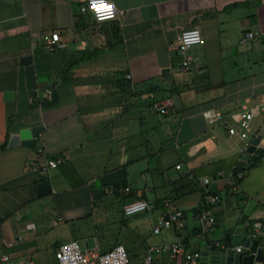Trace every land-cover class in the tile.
Listing matches in <instances>:
<instances>
[{"label": "crops", "instance_id": "crops-1", "mask_svg": "<svg viewBox=\"0 0 264 264\" xmlns=\"http://www.w3.org/2000/svg\"><path fill=\"white\" fill-rule=\"evenodd\" d=\"M113 1L122 13L98 21L83 10L86 0H0V264H36L35 242L49 219L53 228L93 219L103 230L99 247L124 244L125 231L124 245L144 250L134 263L163 241L202 251L250 237L264 250V153L237 182L246 141L230 140L204 115H237L247 105L255 113L249 138L264 139V0ZM191 27L203 43L184 69L176 41ZM53 32L63 46L47 44ZM169 98L162 114L155 103ZM36 125L44 126L36 149L8 145L11 133ZM205 178L219 197L206 239L196 212ZM43 180L52 188L39 195ZM138 199L151 208L126 216L124 205ZM174 209L185 212V228L155 234ZM62 243L51 239L55 259Z\"/></svg>", "mask_w": 264, "mask_h": 264}, {"label": "built area", "instance_id": "built-area-1", "mask_svg": "<svg viewBox=\"0 0 264 264\" xmlns=\"http://www.w3.org/2000/svg\"><path fill=\"white\" fill-rule=\"evenodd\" d=\"M93 0H86V4L83 10L90 11L98 21H107L117 18L122 11L118 8L117 4L113 0H103V3L111 5L110 11L98 13L92 8ZM97 3L101 0H96ZM45 39L48 45L63 46L60 41V35L58 32H53L50 35H45ZM203 43V34L200 28L191 27L184 29L179 35L176 41L178 50L185 55L186 59L183 61V68H190L191 55L190 50ZM172 98L163 102L155 103V108L162 114L168 112L169 106L173 105ZM260 109L264 111V103L260 105ZM205 117L210 124L221 125L229 135L230 140H235L236 137L246 141V145L250 141V133L252 127V120L255 117V113L252 108L245 105L240 113L237 115L226 116L221 111L212 113L211 111L204 112ZM62 162L61 158L48 159L43 166L44 170L48 168L57 167ZM36 170L38 168H35ZM231 173L230 176H233ZM239 176H243L239 173ZM212 180L205 178L203 181L204 193L206 202L209 204L219 201V197L215 195L211 190ZM130 188L125 187L121 192H129ZM151 208L148 201L143 199L133 200L124 205V214L126 216H133L147 211ZM200 225V235L202 238H207V233L210 231L211 226L216 223L215 216L207 210H203L197 216ZM62 218L59 219L61 221ZM186 226L185 212L180 209H174L169 212V216H164L154 226L153 232L157 235L163 234L166 230L170 229H183ZM210 246V245H209ZM215 246L219 249L229 252L231 250L242 251L243 245L231 246L224 242H216ZM163 255H169L171 258L181 260V264H200L201 262V250H191L184 243L180 241H163L160 244L151 245L144 255L142 261L134 263L131 261L127 247L124 244H117L113 248L103 251L101 247L95 246L92 248H81L78 240H70L60 244L55 256L59 264H161V261L156 257ZM8 260V256L5 257ZM257 264H264V261H259Z\"/></svg>", "mask_w": 264, "mask_h": 264}, {"label": "water", "instance_id": "water-1", "mask_svg": "<svg viewBox=\"0 0 264 264\" xmlns=\"http://www.w3.org/2000/svg\"><path fill=\"white\" fill-rule=\"evenodd\" d=\"M31 59V56L24 57L22 61L26 62ZM6 97H13L12 91L6 92ZM177 106L181 105L178 96L174 97ZM44 130L43 125L33 127H25L18 132H13L10 135L8 145L10 147L25 146L29 149H36L39 134ZM264 153V139L261 137L253 138L249 144L243 149L242 155L237 163L239 169H244L248 161L257 159ZM51 183L49 180H43L36 184V190L39 195L51 191ZM169 216V215H168ZM200 264H255L256 261H264V250L260 246L258 239L248 237L243 243L242 251L231 250L225 252L222 249H203L201 251Z\"/></svg>", "mask_w": 264, "mask_h": 264}, {"label": "rangeland", "instance_id": "rangeland-1", "mask_svg": "<svg viewBox=\"0 0 264 264\" xmlns=\"http://www.w3.org/2000/svg\"><path fill=\"white\" fill-rule=\"evenodd\" d=\"M150 182H151V177ZM140 185H143L142 181L138 183ZM116 209V208H115ZM104 217V215H102ZM101 216V217H102ZM49 224L47 225L46 230H40V236L37 238V241L35 242V246L39 248V252L36 255V264H58L57 260L55 259L53 255V247L50 244L51 239L58 240L59 242H65L68 240H71L72 238H77L80 246L82 249L89 247H95L98 240L95 237L96 234L103 233V230L97 229L94 230V224L93 219L88 220L86 224L76 225L73 226L71 222L64 221L62 224L58 225L57 227L50 226V219ZM47 234V236H46ZM132 235V233H131ZM123 236V242L125 244V231L122 234ZM126 245V244H125ZM102 249L106 250L111 247V245H101ZM139 252H143V247H138ZM50 250V251H49Z\"/></svg>", "mask_w": 264, "mask_h": 264}, {"label": "trees", "instance_id": "trees-1", "mask_svg": "<svg viewBox=\"0 0 264 264\" xmlns=\"http://www.w3.org/2000/svg\"><path fill=\"white\" fill-rule=\"evenodd\" d=\"M175 93V92H174ZM176 107V106H175ZM242 169H236L235 170V179H236V181L238 182V181H241V179L242 178H239L238 177V173L241 171ZM192 181H190L189 183H192V184H194V185H199L200 184V182L198 181V180H196V179H191ZM189 186V185H188ZM189 189L190 190H193V188H189L188 187V191H189ZM205 194V193H204ZM206 196V195H205ZM210 204L209 203H207L206 201H204V205H202L201 207H199L198 208V210H196V212L199 214L200 212H202L203 210H207V211H209L210 209ZM117 244H119V243H117ZM116 245V244H115ZM115 245H113V246H111L109 249H111V248H113ZM109 249H106V250H109ZM127 249H128V252H129V255H130V258H131V261L132 260H134V257H136L137 256V254H138V252H139V249H138V247L137 246H135L134 244H132L131 246H127ZM106 250H103V251H106Z\"/></svg>", "mask_w": 264, "mask_h": 264}, {"label": "clouds", "instance_id": "clouds-1", "mask_svg": "<svg viewBox=\"0 0 264 264\" xmlns=\"http://www.w3.org/2000/svg\"><path fill=\"white\" fill-rule=\"evenodd\" d=\"M92 8H94L98 13L107 12L110 11L111 5L103 3V0L101 2L97 3L96 0H93L92 2Z\"/></svg>", "mask_w": 264, "mask_h": 264}]
</instances>
